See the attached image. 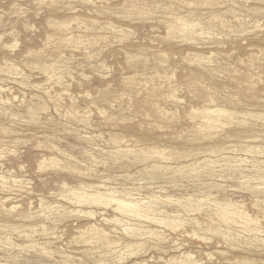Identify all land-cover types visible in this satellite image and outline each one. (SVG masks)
Here are the masks:
<instances>
[{
    "label": "rangeland",
    "instance_id": "1",
    "mask_svg": "<svg viewBox=\"0 0 264 264\" xmlns=\"http://www.w3.org/2000/svg\"><path fill=\"white\" fill-rule=\"evenodd\" d=\"M0 264H264V0H0Z\"/></svg>",
    "mask_w": 264,
    "mask_h": 264
},
{
    "label": "bare ground",
    "instance_id": "2",
    "mask_svg": "<svg viewBox=\"0 0 264 264\" xmlns=\"http://www.w3.org/2000/svg\"><path fill=\"white\" fill-rule=\"evenodd\" d=\"M101 8V7H100ZM49 93V92H48ZM20 137V136H19ZM96 196V195H95ZM94 196V197H95ZM97 197V196H96ZM95 197V198H96ZM93 198V197H92ZM93 200V199H92ZM103 200V199H102ZM105 200V199H104ZM97 202V201H96ZM99 202V201H98ZM115 204H114V203ZM113 202H111V203H113V205H115V206H117L116 207V209L117 210H120L123 206H128L129 204H126L125 202H123V201H121V200H113ZM114 206V207H115ZM137 207V206H136ZM131 208V207H130ZM123 210V209H122ZM122 214V213H121ZM131 214H133V213H131ZM237 215V214H236ZM240 217V216H239ZM241 218V220H244V217H240ZM148 220H149V217L147 218ZM246 220V219H245ZM121 221V220H120ZM121 223V222H120ZM123 223V222H122ZM126 230V229H125ZM152 232H150V234H151ZM107 234V233H106ZM153 235V234H152ZM53 237H55V236H53ZM151 237V236H150ZM109 243V242H108ZM118 243V242H117ZM185 251V250H184Z\"/></svg>",
    "mask_w": 264,
    "mask_h": 264
}]
</instances>
